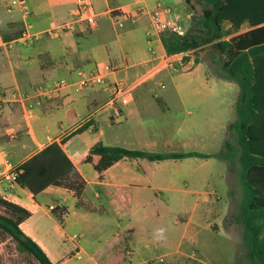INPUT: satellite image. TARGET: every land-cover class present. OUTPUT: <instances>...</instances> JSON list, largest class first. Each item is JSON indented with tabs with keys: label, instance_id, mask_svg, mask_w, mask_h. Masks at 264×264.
<instances>
[{
	"label": "crops",
	"instance_id": "1",
	"mask_svg": "<svg viewBox=\"0 0 264 264\" xmlns=\"http://www.w3.org/2000/svg\"><path fill=\"white\" fill-rule=\"evenodd\" d=\"M23 1L29 18L0 1V151L19 167L55 143L86 184L80 200L59 187L49 186L33 195L19 185L0 184V198L31 214L20 224L23 233L53 264H101L117 250L124 252L122 264H147L152 258L163 259L153 264H216L226 256L225 244L234 263L238 242L224 236L225 244H220L221 237L213 236L209 225L222 224L223 219L207 213L208 196L220 194L221 188L228 191L225 161L124 159L101 175L85 163L97 142L156 153L177 148L182 150L177 153L214 154L220 150L225 131L236 121L235 94L239 89L232 81L209 76L200 65L192 69L188 62L182 68L184 73L164 74L162 79L177 87L173 92L163 91L165 83L163 89L153 90L151 82L132 90L120 120L111 116L107 106L115 82H133L153 67L147 37L149 13L158 5L168 6L179 14L187 30L194 7L183 0H85L100 15L98 29L81 26L54 39L43 32L70 20L75 0ZM27 23L36 34L33 41L5 50L3 43L17 37ZM153 47L159 54L166 53L161 40ZM258 65L264 67V61ZM94 70L103 74L105 84L78 89L77 83ZM58 82L65 84L58 92L46 96L33 93L34 87L52 88ZM221 88L231 89V104L228 92ZM260 115L258 124L264 129V111ZM87 119L92 125L86 131L63 135ZM97 161L98 157H93V162ZM180 183L183 190L176 189ZM157 188L195 196L194 207L200 204L203 213L195 217L191 212L184 225L185 235L176 241H135L123 233L124 240L117 239L116 232L133 209L145 210L153 204ZM50 207L63 210L62 224ZM137 218L160 219L150 213ZM103 225L115 231L103 237ZM157 249L163 253L156 256Z\"/></svg>",
	"mask_w": 264,
	"mask_h": 264
},
{
	"label": "trees",
	"instance_id": "2",
	"mask_svg": "<svg viewBox=\"0 0 264 264\" xmlns=\"http://www.w3.org/2000/svg\"><path fill=\"white\" fill-rule=\"evenodd\" d=\"M183 1L190 8L204 3L199 30L185 36L166 33L162 36V45L168 55H187L204 46L212 47L223 59L220 75L238 86L236 121L228 126V131L234 134L239 148V181L243 190L240 221L248 246L249 264H264V129H260L258 124L264 111V67L258 65L264 61V0ZM243 27L247 28L245 32L227 38ZM91 125V122L83 125L76 134L83 133ZM222 147L223 150L214 154L156 153L110 147L97 142L89 150L85 163L91 164L100 175L124 159L162 162L215 158L231 163L234 152L231 144L224 141ZM93 157H98L96 163ZM18 170L17 184L33 195L54 186L71 192L80 200L86 186L55 143L19 166ZM62 211L61 208L51 210L60 224L63 223ZM30 216L27 210L0 198V232L14 243L18 253L30 256L37 264H53L20 229V224ZM124 261V252L117 250L101 264H122Z\"/></svg>",
	"mask_w": 264,
	"mask_h": 264
},
{
	"label": "rangeland",
	"instance_id": "3",
	"mask_svg": "<svg viewBox=\"0 0 264 264\" xmlns=\"http://www.w3.org/2000/svg\"><path fill=\"white\" fill-rule=\"evenodd\" d=\"M1 1V0H0ZM202 4H194V12L189 16V27L187 29V34H193L199 30V20L202 15ZM247 30L246 27L241 28V31ZM232 35L227 38L232 37ZM222 57L210 46H204L194 53L187 54L185 56L179 57L174 65V70L163 71L159 75L157 74L154 79L142 84L150 83L153 90H158L161 84L165 83L164 92L170 93L177 89L174 84H172L168 79L163 80L162 76L169 75L175 76L182 73V68L188 62H191V68L193 69L197 65H200L201 69L210 76H216L222 81L227 82L225 78L220 75V66L222 62ZM187 72V71H186ZM184 73V72H183ZM161 89V88H160ZM196 89H200L196 86ZM225 90L229 94L230 104L232 91L230 88H221L220 90ZM187 90V89H186ZM190 90V88H189ZM238 91L235 94L237 99ZM235 99V102H236ZM174 101V100H173ZM177 106V105H175ZM175 130V128H174ZM177 130V128H176ZM224 141H228L234 152L232 162L229 163L225 161L227 166V184L228 191L225 192L223 188L219 190L218 195L208 196V214H211L213 218L223 219L222 224H211L209 225L213 236H219L220 244H225L224 236H232L238 242V251L234 263L232 262V257L229 256V245H224V250L226 251V256L224 260H217L216 264H249L247 257L248 246L244 240L243 232L244 228L240 221L241 212V201L243 198V190L240 185L239 175L241 172L240 165L238 163V153L239 148L236 143V138L232 132L226 130L224 135ZM223 141V143H224ZM223 146V144H222ZM221 146L220 150H223ZM182 151L180 148L173 150V152ZM177 177V176H176ZM178 179V178H177ZM215 183V179H211ZM176 189L183 190V184L177 185ZM103 196V204L107 198ZM152 198V195H151ZM154 202L151 206L147 207L145 210L133 209L131 216L125 219L120 226V231L118 230L117 239L120 241L124 240V235L133 240H154V232L157 229H165V239H171L173 241L179 240L185 235V224L188 222L189 218L194 213L195 217H199L203 211L200 204L198 207H194L195 196L193 195H180L175 190H170L167 193L161 188H157L153 192ZM207 208V206H205ZM2 212V210H1ZM143 215L145 213L155 214L160 217L159 220H144L138 219L137 215ZM209 224V223H207ZM110 231H115L114 227H109L103 225V237H105ZM124 235H123V234ZM202 235V233H201ZM163 252L161 249H157L155 255H160ZM228 253V255H227ZM196 256V252H193ZM163 260V259H162ZM155 261L159 262V259L152 258L147 264H153ZM0 264H37L30 256L26 254H20L17 252L14 243L5 235L0 232Z\"/></svg>",
	"mask_w": 264,
	"mask_h": 264
},
{
	"label": "built area",
	"instance_id": "4",
	"mask_svg": "<svg viewBox=\"0 0 264 264\" xmlns=\"http://www.w3.org/2000/svg\"><path fill=\"white\" fill-rule=\"evenodd\" d=\"M3 1L9 4L11 8L20 9L25 18L30 17V12L23 0ZM99 21L100 15L94 12L85 0H75V6L71 11L70 20L47 29L43 34L56 39L65 34L76 32L81 26H86L89 30L94 31L98 29ZM149 22L150 28L147 32V37L150 45L149 51L151 53V62L154 63L153 67L136 78L133 82L125 83L123 81H117L113 84L111 97L107 102V106L109 107L111 116L116 120L122 118L121 110L123 106L128 103L127 96L132 90L154 79L157 74L163 71L174 70L176 60L179 57L184 56V54H159L153 47L154 42L161 40L162 36L166 33H172L177 36H185L187 34V30L183 27L179 14L174 12V10L168 6L158 5L149 13ZM239 33H241V30L235 34ZM35 36L36 34L31 31L30 24L27 23L17 37L3 43V48L5 50H12L17 46H27L33 41ZM104 84L105 79L103 74L98 70H94L77 83V88L82 90L92 85L102 86ZM64 87L65 84L63 82L56 83L52 88H41L37 86L33 88V93L36 96H46L53 92H58ZM160 88L163 89L164 85L161 84ZM89 122L90 119H87L84 123L69 127L63 132V135L70 136ZM0 158V184L9 183L14 186L18 185L16 182L17 177L20 174L18 166L11 161L5 151H0ZM50 209L53 210L54 208L50 207ZM162 261V259H159V262Z\"/></svg>",
	"mask_w": 264,
	"mask_h": 264
},
{
	"label": "clouds",
	"instance_id": "5",
	"mask_svg": "<svg viewBox=\"0 0 264 264\" xmlns=\"http://www.w3.org/2000/svg\"><path fill=\"white\" fill-rule=\"evenodd\" d=\"M165 229H157L154 232V239L156 242H162L165 239Z\"/></svg>",
	"mask_w": 264,
	"mask_h": 264
}]
</instances>
